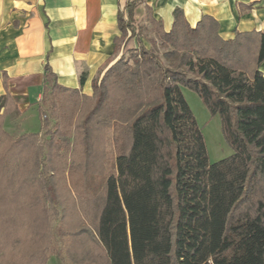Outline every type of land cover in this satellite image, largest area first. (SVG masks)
<instances>
[{
  "label": "trees",
  "instance_id": "16d2710c",
  "mask_svg": "<svg viewBox=\"0 0 264 264\" xmlns=\"http://www.w3.org/2000/svg\"><path fill=\"white\" fill-rule=\"evenodd\" d=\"M143 2L117 14L115 52ZM172 16L167 31L146 5L138 47L90 94L86 72L66 87L46 61L39 131L10 135L0 96V264H264V31ZM182 87L219 115L229 155L209 160Z\"/></svg>",
  "mask_w": 264,
  "mask_h": 264
},
{
  "label": "crops",
  "instance_id": "0c3cea01",
  "mask_svg": "<svg viewBox=\"0 0 264 264\" xmlns=\"http://www.w3.org/2000/svg\"><path fill=\"white\" fill-rule=\"evenodd\" d=\"M126 0H0V96L9 95L3 128L13 132L34 110L41 97L46 61L59 84L78 88L79 74L86 72L81 91L90 94L91 82L129 48L138 47L137 25L146 13L161 20L165 30L173 21L175 7L183 10L192 26L202 15L212 16L218 33L232 38L235 31H264V0H145L133 10L126 39L115 52L114 37L120 34L117 14L126 18ZM131 31H134L131 34ZM145 47L148 42L141 38ZM264 75V60L260 63ZM36 102V105L32 103ZM18 109L20 114L15 113ZM3 106L0 107V114Z\"/></svg>",
  "mask_w": 264,
  "mask_h": 264
},
{
  "label": "rangeland",
  "instance_id": "374dc122",
  "mask_svg": "<svg viewBox=\"0 0 264 264\" xmlns=\"http://www.w3.org/2000/svg\"><path fill=\"white\" fill-rule=\"evenodd\" d=\"M144 39L148 42L149 47L151 45L150 41H153L156 46V52L158 54L161 53L162 49L159 46V41L153 32L149 30L145 31ZM182 92L190 108L192 109L198 124L202 128L209 160L215 161L224 156L229 155L232 152V149L226 143L221 133V123L219 115L215 114L213 116H210L207 108L195 92L189 90L186 87H182ZM32 104L36 105V102H33ZM16 126L17 124L13 125L12 127L13 132L15 129L14 133H17L19 131H39L41 121L38 116V113L35 111V109L31 110L30 112H28L26 121L24 119L23 122H21L20 128H17ZM6 130H9L8 127H6ZM46 264H62V260L59 258L58 255L53 254L48 257Z\"/></svg>",
  "mask_w": 264,
  "mask_h": 264
},
{
  "label": "built area",
  "instance_id": "2783aa9c",
  "mask_svg": "<svg viewBox=\"0 0 264 264\" xmlns=\"http://www.w3.org/2000/svg\"><path fill=\"white\" fill-rule=\"evenodd\" d=\"M127 1V0H126Z\"/></svg>",
  "mask_w": 264,
  "mask_h": 264
}]
</instances>
